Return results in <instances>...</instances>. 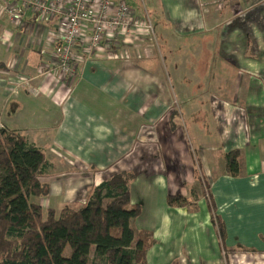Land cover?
Returning <instances> with one entry per match:
<instances>
[{
    "label": "crops",
    "instance_id": "obj_1",
    "mask_svg": "<svg viewBox=\"0 0 264 264\" xmlns=\"http://www.w3.org/2000/svg\"><path fill=\"white\" fill-rule=\"evenodd\" d=\"M113 1L163 24L92 52L81 38L72 78L55 67L61 18L41 19L19 1L4 0L21 8L18 16L0 7V94L6 103L30 102L48 125L43 138L23 121L10 128L0 119L50 162L42 176L48 189L31 201L57 212L79 208L94 186L134 172L131 204L142 213L132 225L153 239L149 264H264V0H157L150 8ZM156 32L171 57L189 55V70L193 64L210 86L182 82L175 71L177 85ZM204 59L212 64L205 74ZM198 93L209 94L200 97L205 112L195 110ZM188 112L195 125L207 115L194 132ZM175 195L182 197L171 202Z\"/></svg>",
    "mask_w": 264,
    "mask_h": 264
},
{
    "label": "trees",
    "instance_id": "obj_2",
    "mask_svg": "<svg viewBox=\"0 0 264 264\" xmlns=\"http://www.w3.org/2000/svg\"><path fill=\"white\" fill-rule=\"evenodd\" d=\"M226 159L233 172L237 152ZM49 166L41 147L0 126V264H90L93 251L96 264H149L153 239L132 225L142 213L131 204L134 172L114 174L94 186L84 205L57 212L31 201L46 193Z\"/></svg>",
    "mask_w": 264,
    "mask_h": 264
},
{
    "label": "built area",
    "instance_id": "obj_3",
    "mask_svg": "<svg viewBox=\"0 0 264 264\" xmlns=\"http://www.w3.org/2000/svg\"><path fill=\"white\" fill-rule=\"evenodd\" d=\"M6 1H19L32 8L44 20L61 18L64 34L55 51V67L56 70L71 78L77 71L74 64L75 49L77 41L81 38L88 37L87 47L92 52L103 44L119 45L123 37L132 35L134 29L146 28L151 33L154 31L151 20L136 19L133 8L125 1L116 3L113 0H100L98 4L93 3L92 0ZM142 1L145 2V0ZM0 7L11 17L21 13V8L4 4V0H0ZM23 83L25 82L21 84Z\"/></svg>",
    "mask_w": 264,
    "mask_h": 264
},
{
    "label": "rangeland",
    "instance_id": "obj_4",
    "mask_svg": "<svg viewBox=\"0 0 264 264\" xmlns=\"http://www.w3.org/2000/svg\"><path fill=\"white\" fill-rule=\"evenodd\" d=\"M140 2L142 0H139ZM154 1L157 0H145V4L147 6V8H150L149 5L150 3H154ZM142 4V3H141ZM152 23L154 26V29H157V25L158 24H163L162 21H158L160 19H156L154 15H152ZM153 33V32H152ZM153 38H155L157 41H159L160 43L158 44L156 42V46L160 47V50L162 52V55L164 57V60L166 59L165 64L168 65V67L171 69L172 74L175 76V82L178 85L179 82V76L181 81H188L190 82L192 85H196L199 89L200 88H204L205 86H210L211 84V78L209 77H204V76H200L199 73H195L196 68L195 66H193L192 64V68L191 70H189V63L193 62V60H191V58L189 57V55H185V54H181V55H175L171 57V53L168 51V49L166 48V46L162 43L163 39L159 36V34L156 32L155 34H153ZM197 57H199L197 55ZM199 65H201V69L199 71H201L203 74H205L209 67L212 66L211 62L206 59H204L203 61H201L200 63H198ZM167 67V66H166ZM227 67V66H226ZM214 68L216 69V62L214 64ZM228 70H232L229 66L227 67ZM175 71L179 72V76H176ZM191 72L190 75H187V72ZM168 72V71H167ZM229 73V71H228ZM169 74V73H168ZM171 74V75H172ZM233 79V78H232ZM235 79V78H234ZM229 82V85H232V83ZM209 96V94H205V93H198V99L196 101V104L194 107L195 110H202V112H205L206 109H209L205 106V99H202L200 97L202 96ZM6 97L4 98V92L3 94H0V119H2V121H4L6 123L7 126H9L10 128H13L14 125L15 127H19L22 124V121L24 122V124L26 125V127L30 130V131H34L37 132L39 130L40 134L43 136V138H45L46 136L48 137L49 134L47 133L48 129H47V123L44 124L41 119L43 117H35L34 111H33V106L30 104V102H24L23 100H17L15 98H11V100L9 101V103H6ZM6 103V104H5ZM184 105V104H183ZM209 105V103H208ZM4 106V108H3ZM207 115L206 114H199V120H198V124H194L193 122V116L190 115V113L188 112L187 115L185 116V122L187 124V127L189 129L190 132H194L196 131V129L201 126L200 123L203 122L204 124V120H207ZM208 127V126H207ZM206 125H204V129H207ZM215 131V140H217L216 138V129ZM37 134H35L36 136ZM38 136V135H37ZM55 166H57V164H54ZM87 200H85L86 202ZM84 202V203H85ZM84 205V204H83ZM67 254L70 252V247L67 248ZM101 260L99 258L96 257V253L93 251L91 253V260H90V264H96V263H100Z\"/></svg>",
    "mask_w": 264,
    "mask_h": 264
}]
</instances>
